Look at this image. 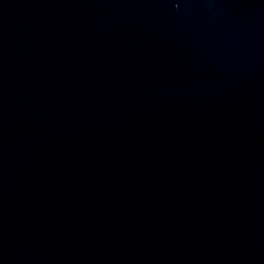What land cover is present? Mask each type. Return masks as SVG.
I'll use <instances>...</instances> for the list:
<instances>
[{"label": "water", "instance_id": "1", "mask_svg": "<svg viewBox=\"0 0 264 264\" xmlns=\"http://www.w3.org/2000/svg\"><path fill=\"white\" fill-rule=\"evenodd\" d=\"M0 264H264V0H0Z\"/></svg>", "mask_w": 264, "mask_h": 264}]
</instances>
